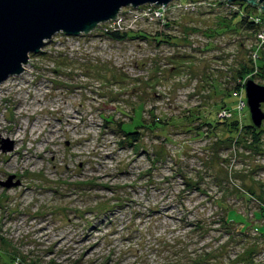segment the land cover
Instances as JSON below:
<instances>
[{"label":"rangeland","instance_id":"obj_1","mask_svg":"<svg viewBox=\"0 0 264 264\" xmlns=\"http://www.w3.org/2000/svg\"><path fill=\"white\" fill-rule=\"evenodd\" d=\"M139 7H121L87 34L57 32L1 82L0 182L15 184L0 183V264L23 256L22 264H244L238 258L252 245V264H264V131L256 147L250 134L246 144L231 141L232 122L251 120L230 92L251 79L237 73L250 63L264 84L252 58L264 45L237 25L242 13L223 21L225 5L175 0L154 19ZM104 28L161 31L171 43L115 41ZM108 115L115 124H104ZM153 116L167 124L153 127ZM218 117L227 132L221 124L185 131ZM118 121L126 132L153 131L141 130L134 150L119 144ZM220 137L231 144L216 146Z\"/></svg>","mask_w":264,"mask_h":264},{"label":"water","instance_id":"obj_2","mask_svg":"<svg viewBox=\"0 0 264 264\" xmlns=\"http://www.w3.org/2000/svg\"><path fill=\"white\" fill-rule=\"evenodd\" d=\"M171 0H0V84L23 71L30 54L39 53L44 43L57 32L68 36L87 34L100 23L116 19L121 7L153 3L163 8ZM240 1L264 14V0ZM250 120L259 127L264 119V85L248 79L244 84ZM12 149L1 146L6 152ZM1 185L15 184L8 177Z\"/></svg>","mask_w":264,"mask_h":264},{"label":"trees","instance_id":"obj_3","mask_svg":"<svg viewBox=\"0 0 264 264\" xmlns=\"http://www.w3.org/2000/svg\"><path fill=\"white\" fill-rule=\"evenodd\" d=\"M216 2L218 3L217 0H216ZM233 3L234 4H239V5L241 4V9L229 11L231 13L230 19L229 20L223 19V21L229 22L231 19H233V17H235L239 13H242L241 16H240L241 18L237 22V25L240 26L241 28L243 26H245L246 28H248V29H250L252 31H255L256 30V25L251 20L248 19V16L250 15L248 12L251 10L252 7H250L248 4H246L244 2H240V1H234ZM252 15H254V14H252ZM165 26L168 27V24H165ZM227 26H228V23L223 25V27H227ZM104 30H105L104 32L106 33L107 37L112 39V40H115V41H122V40H125V38H127V37H131V38H133V37H141V38H144V39H150V40L152 39L154 41L155 46H160L163 43H167V44L171 43V40H169L168 35L163 33V32H161V31L156 32L153 35H151V34L146 33V32H143V33L142 32H137V33H130L129 34V32H122V31H119V30H107V28H104ZM30 55H32V54H30ZM34 56H37V55H34ZM260 56L261 55L259 54L257 56L256 60L254 61L255 66L260 71L259 74L257 73V75H260L261 73H263V70H264V56H262V57H260ZM250 64H251V66H245L244 65L242 67V69H240L237 72V73H240V76H238L239 78H241L242 75H246L245 77L251 76V79L256 76V74L253 75V72H252L253 70H251V68L253 66H252V63H250ZM238 80H240V79H238ZM260 85H264V84H260ZM240 87L241 86H240L239 82H237V84L233 86V88H232V90L230 92L234 93L235 91H238L240 89ZM225 91L229 92V90H225ZM224 109H226V108L224 107ZM191 112L192 111L189 110V112L187 114L188 117L191 116ZM239 117H240V115H239ZM196 119H200V117H196ZM102 120L104 121L105 125L106 124L107 125L108 124H115V122L113 120V117L110 116V115L102 116ZM220 120H221V118H219V117H218V121L215 122V123H210V122H206V121L203 120V121L200 122V124L190 125V127L187 128L185 131L186 132L194 131V133L197 136L199 132H201V131L203 132V130L200 129L202 126L208 127L209 129L207 131H211V129L215 128L216 125L221 124V125L225 126V131L227 132L229 130L227 128L228 125H226L225 122H220ZM157 122H162L164 124H167L166 120H161L159 117H154L153 116L151 118V120H150V124L153 125V127H156L155 123H157ZM151 125L144 124V125L138 126L137 129H135L134 131L126 132V131H124L122 129V121H118L116 123V127H117L118 133L121 134V138H122L121 140H119V144L120 145L127 144L128 146H131L132 149L136 150L137 149V142L140 139V136L142 135L141 130H148V131L152 132L153 129H152ZM231 126H232V129L235 130V135H234L235 138H231V141L234 142L236 140L238 142H241V143L244 142L246 144V142H245L246 138L245 137L243 138V136L245 134H250L251 142H249V143L247 142V145L250 146V147H256L257 146V144L259 143V140H260L261 132L264 131L263 128H258L256 126H254L251 121L244 125V124H241V122L239 120H236V121L232 122ZM240 134H243L242 137L240 136ZM200 136H202V135H200ZM220 138H222V139H218L217 140L216 146L217 145H223V144H226V143L231 144V141L228 142L229 139H224V137H220ZM188 185H189V182H187V186ZM248 191H249V193L252 196L254 195V191L251 190V188H249ZM259 210L262 212L264 210V205H260L259 206ZM230 222H232V221L229 220L227 218V216L225 218H223V220H222V225H223L224 229H226L227 231H228V228H229L228 225L230 224ZM238 232L243 234L244 230H238ZM229 233H230V231H229ZM259 234L264 236V232H259ZM1 243H4V241H2ZM255 247H256V245H254V246L252 245L249 248H247L245 250L244 254H243L244 256L240 257L238 259H240L241 262H243L244 264H247V263H251L252 264V262L254 261L253 257L255 255ZM9 255L11 256V254H9V252H7L6 256L9 257ZM14 258L15 257L12 256V261H11L12 263H14V261H15V260L13 261ZM21 258L23 259V261H21V262H26V259H28L27 256H23ZM28 263L29 264H35L36 262H35V260L34 261L33 260H29Z\"/></svg>","mask_w":264,"mask_h":264},{"label":"built area","instance_id":"obj_4","mask_svg":"<svg viewBox=\"0 0 264 264\" xmlns=\"http://www.w3.org/2000/svg\"><path fill=\"white\" fill-rule=\"evenodd\" d=\"M175 0H171L165 8H163L162 6H155V4L153 3H147V4H144L142 5L140 8L141 11H143L144 13L146 12V14H149V16L151 17H148L149 19H154L153 17H162V13L165 14L166 10H168L169 8H171L170 6L172 5L173 6V2ZM218 3L216 2V0H204L205 2V5L210 7V8H213V9H216V10H220L222 6H226V10L228 11H232L234 9H236V5L237 4H234L233 2H220L219 0H217ZM189 5H191V8L194 9L195 8V2H189ZM134 9V8H131V10ZM238 10V9H236ZM160 19V18H159ZM248 19L251 20L255 25H256V38H255V42H257V48H260L261 46L264 45V14H250L248 16ZM120 21V20H119ZM116 22L113 21L112 24H115ZM101 25V24H100ZM119 25V24H117ZM108 26H110V24H108ZM108 29V28H107ZM113 30H116V28H113ZM258 54H257V51L253 52L252 54V58L256 60ZM239 84H240V89L238 91H235L233 94L234 95H237L239 96V103L237 105L238 107V111L241 112L243 109H244V106L246 105V102L242 99V95H243V89H244V84L245 82L238 80ZM222 113L224 115H229V111L227 109H223L222 110ZM15 264H22L20 260H18V258H16V262Z\"/></svg>","mask_w":264,"mask_h":264},{"label":"flooded vegetation","instance_id":"obj_5","mask_svg":"<svg viewBox=\"0 0 264 264\" xmlns=\"http://www.w3.org/2000/svg\"><path fill=\"white\" fill-rule=\"evenodd\" d=\"M256 10H257V9H256ZM263 103H264V102H263ZM263 103H261V108H262V104H263ZM262 122H263V121H262Z\"/></svg>","mask_w":264,"mask_h":264}]
</instances>
